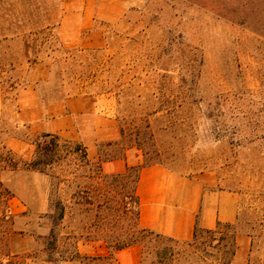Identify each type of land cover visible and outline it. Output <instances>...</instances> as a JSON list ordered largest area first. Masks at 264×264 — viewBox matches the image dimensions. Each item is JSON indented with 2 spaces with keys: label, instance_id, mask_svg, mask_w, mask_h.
I'll return each mask as SVG.
<instances>
[{
  "label": "rangeland",
  "instance_id": "rangeland-1",
  "mask_svg": "<svg viewBox=\"0 0 264 264\" xmlns=\"http://www.w3.org/2000/svg\"><path fill=\"white\" fill-rule=\"evenodd\" d=\"M84 18L66 42L60 24ZM80 125L89 142L106 128L97 160ZM45 135L59 158L39 172ZM130 149L124 172L98 171ZM154 164L233 193L238 216L188 241L144 237L140 264H232L240 236L262 259L264 0H0V264H116Z\"/></svg>",
  "mask_w": 264,
  "mask_h": 264
},
{
  "label": "crops",
  "instance_id": "crops-1",
  "mask_svg": "<svg viewBox=\"0 0 264 264\" xmlns=\"http://www.w3.org/2000/svg\"><path fill=\"white\" fill-rule=\"evenodd\" d=\"M70 27L69 30L65 22L60 24L66 42L73 41L77 35L87 30L90 21L88 18L76 19ZM72 123L71 115L62 112L50 125L60 131L70 128ZM80 126L77 128L80 130V137L84 139L88 157L97 160L98 155L92 146L101 140L98 138L100 132L106 131V128L100 130L96 125L90 126L92 139L96 137L97 140L89 142L84 132L86 126ZM116 136L114 133L112 137L116 139ZM132 159H136V156L131 149L126 150L122 159L102 162L101 169L104 174L122 173L132 165ZM134 193L137 200L138 226L174 241H188L196 230L212 231L219 224H234L238 216V199L233 193L214 190L203 178L181 176L158 164L138 169ZM251 246L250 236L238 237L232 264H264V255L258 263L255 262L256 253L252 251ZM114 257L116 264H140L142 248L131 245L115 251Z\"/></svg>",
  "mask_w": 264,
  "mask_h": 264
},
{
  "label": "trees",
  "instance_id": "trees-1",
  "mask_svg": "<svg viewBox=\"0 0 264 264\" xmlns=\"http://www.w3.org/2000/svg\"><path fill=\"white\" fill-rule=\"evenodd\" d=\"M58 145H59V143H58L57 137H54L51 135H45L43 137L42 141L37 143L35 158L30 163L29 167L33 170H38L39 172H43V170L41 169L42 167L51 166L55 162V160H57L59 158L58 157V147H59ZM77 151H81L82 159L85 160V162L87 163L88 161L86 159V152H85L83 147L80 148L77 145L73 150L68 151V154L69 155L70 154L75 155L77 153ZM97 169L99 172L101 171L100 164L97 165ZM135 184H136V180L134 182V188H135ZM133 197H134V203L136 205V233H135L136 235H135V239L133 241L125 242V243L117 245L115 247L114 251L122 250V249L129 247L131 245H140L141 240L144 237H150V238H153V239L159 240V241L164 240L167 242L176 243L177 241L163 237V236L158 235L152 231L143 229V228L138 226V224H137V200L135 197V193H133ZM59 218H62V214ZM206 232H211V231H206ZM193 238H195V233L193 235Z\"/></svg>",
  "mask_w": 264,
  "mask_h": 264
}]
</instances>
